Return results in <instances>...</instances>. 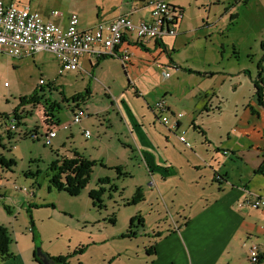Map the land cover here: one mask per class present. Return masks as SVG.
Instances as JSON below:
<instances>
[{
  "label": "rangeland",
  "instance_id": "374dc122",
  "mask_svg": "<svg viewBox=\"0 0 264 264\" xmlns=\"http://www.w3.org/2000/svg\"><path fill=\"white\" fill-rule=\"evenodd\" d=\"M2 1L18 8L27 7L39 14L55 12L64 17L75 12V3L81 2L83 8L77 11L80 29H86L96 20L95 4L91 1ZM164 1L184 12V31L180 34L184 33L186 37L184 41L178 42L171 54L176 66L192 72H205L206 68H210L212 73H218L225 69V73L217 77L215 82V88H218L222 78H228L231 72L237 71L238 64L245 65L253 61L255 65L260 58H264V0ZM125 2L133 3V0ZM109 5V2L105 3L106 7ZM167 59L166 56L165 61ZM262 65L264 67V63ZM160 66L164 71L168 65ZM57 69V60L48 53L33 59L0 58V114L7 115L13 121V114L17 112L20 118L16 122L17 129L22 134L30 133L37 127L38 135H44L42 119L38 117L40 111L43 112L42 106L37 112H33L29 106L19 107L20 99L29 98L35 91H40L37 89L40 80L54 83L55 87L51 89L47 85L43 87L42 95L60 106L55 116L61 120L70 119L69 111L77 106L70 101L63 102V97L69 100L84 93L89 80L93 88L90 98L80 104L88 115L81 128L90 134L89 140L82 136L79 127H73L66 133L56 130L57 138L52 141L51 148L45 147L42 139L13 136L8 141L2 136L0 158L13 161L14 166L10 171L0 166V196H3L0 197V226L10 232L8 254L12 256L8 260L0 257V264H39L34 258L38 252L50 259L70 256V263L71 259L75 261L73 254L80 248L85 249L84 261L88 264H125L124 254H145V250L156 243L155 239L160 234L165 235L168 227L175 225L174 221L179 224L182 218L188 217L190 209L188 206L185 208L183 203H186L184 199L189 192L173 190L174 185L170 186V182H167L166 192L162 189L163 194L158 193L154 187H148L153 179L138 152L130 145V137L117 117L116 109H111V103L119 101L120 94L124 93L130 82L119 65L110 64L106 68L110 95H105L101 86H97L90 76L68 73L58 77ZM150 69L135 82L143 92H146L144 88H148V91L153 89L150 97L136 100L138 98L134 96L131 87L129 93L124 95L125 101L130 107L133 106L138 116L139 111H142L141 117L153 120L157 131L162 129L159 124L162 114L155 111L157 120L154 119L147 105L153 109L162 98L171 106L175 103V108H172L176 115L184 117L201 101L199 98L204 96L201 93L214 83L187 74H179L178 79L175 72H170L171 78L164 79L163 72L160 73L154 67ZM261 84L264 88V84ZM228 98L232 101L235 99L231 95ZM238 99L240 95H237ZM70 133L73 140L68 136ZM73 150L88 161L120 166L122 174L127 175H116L107 167L104 170L98 166L93 169L87 187L77 197L57 192L49 184L48 168L56 159L65 156V151ZM106 178L112 187L98 185V180ZM100 187L104 188L101 195L96 201L90 200V193L99 194ZM137 192L144 195L145 201L138 202L135 207L132 206V200ZM3 206L10 208L11 215L4 211ZM135 217L137 219L132 228L135 236L125 239L130 220ZM113 220L115 224L111 225ZM138 220L142 221V226ZM109 239L112 241L101 242ZM48 264L53 263L48 260Z\"/></svg>",
  "mask_w": 264,
  "mask_h": 264
},
{
  "label": "crops",
  "instance_id": "0c3cea01",
  "mask_svg": "<svg viewBox=\"0 0 264 264\" xmlns=\"http://www.w3.org/2000/svg\"><path fill=\"white\" fill-rule=\"evenodd\" d=\"M87 1L94 2L97 14L95 22L86 29H80L81 24L78 19L77 11L83 8L81 2L75 3V12L68 13L65 17L58 14V17L53 18L51 17L53 12H44L41 15L45 21L52 22L62 30L67 27L69 17L75 15L78 19L79 31L91 30L98 24L107 26L120 16L130 18L133 24L150 19V9L145 4L147 0H133V3H127L125 0ZM108 2L110 5L106 7L105 3ZM164 2L182 13V19L175 25V37L163 36L158 41L147 42L139 46L131 41L134 40L132 36L129 42L124 40L116 50V57L99 59L94 54H89L80 59L79 71L69 72L90 76L97 86H101L105 95L106 93L110 95L111 88L106 83V68L110 64H117L126 78L130 79L129 86L126 87L124 93L128 94L129 88H133L132 92L139 101L141 98H149L154 92L153 89L148 91V88H144L146 92H143L135 85V82L139 81L145 73L147 74L151 67L160 73H165L164 79L171 78V73L175 72L178 79L179 74H187L214 82L205 92L201 93L204 96L199 98L201 101L193 106L192 112L184 117L181 115V119L176 118L178 115L173 110L175 103L172 108L171 103L166 104L161 98L157 103L165 102L164 111L156 110L157 103L153 109L147 105L154 119H156L155 111L162 114L161 118H170L168 127H164L159 118L160 128H162L160 131L154 127L153 120L140 116L142 111H139V116L136 114L133 106L130 107L125 101L124 93L120 94L119 101L115 100L116 102L111 103L112 111L116 109V115L130 137V145L138 152L149 176L153 179L148 187H154L158 193L163 194V190L166 192L167 182H170L168 183L170 186L174 185L173 190L189 192L184 199L186 203H183L185 208L188 206L190 209L187 218H182L179 224L174 221L175 225H170L165 235L160 234L155 239L156 243L149 247L151 249L149 254L145 250V254L130 253L124 254L123 257L127 264H132L134 261L135 264H250L249 248L253 245H264V209L253 210L245 204L254 198L264 199V106L259 105L256 96V87L259 88L262 86L261 82L264 83L262 65L264 58H260L255 65L253 61H248L245 65L238 64L237 71L231 72L228 78H222L218 88H215L217 77L223 75L225 69L218 73H212L210 68H206L205 72H192L176 66L171 59V54L174 53L178 42L184 41L186 37L184 33L180 34L184 31V12L177 6ZM145 9L148 10L145 11ZM100 50L99 46L93 48V52ZM40 54L43 53L28 58L33 59ZM124 54L130 56V61L125 68L120 60ZM166 56L168 62L165 61ZM2 57L5 56L0 58ZM166 63L168 66L163 71L160 64ZM59 69L58 63L57 70ZM65 74L68 73L59 75L58 72V77ZM40 82L44 81L40 80ZM44 83L55 87L52 82ZM41 88L43 89L39 86L37 89ZM91 89L93 88L89 80L85 88V91H88V98L91 96ZM80 94L84 95V93ZM229 95L235 99L230 100ZM237 95H240L238 100ZM192 99L191 97L190 100ZM262 101L264 103V90ZM39 108L33 112H37ZM77 110H82L85 117L79 125L70 126L73 113ZM69 113L70 119H57L58 125L54 127L43 123L44 114L41 110V115L38 117L39 120L42 119L43 133L45 134L47 130H60L66 133L73 127H79L81 134L87 132L81 128L83 121L88 118L86 111L79 105L76 108L72 107ZM174 125H176L175 129L172 128ZM63 127L68 129L65 130ZM34 132L38 134L37 127L30 133L19 132V134L27 136ZM68 136L73 140L71 133ZM74 153L80 155L75 150L65 151V156L62 158L72 159ZM56 158H58L57 155ZM96 163H98L96 167L99 166L104 170L107 167L108 170L114 172L119 169L122 176L127 175L122 174L120 166ZM102 180H107V184L101 187H112L107 178L98 180V185H101L99 181ZM101 187L99 189L104 190ZM141 196L144 202L145 197ZM0 197L3 198V196ZM132 206L137 207L138 205ZM130 232L132 233V229ZM111 241L112 239L101 242ZM75 257V261L71 259L70 264H88L84 261V254L75 255ZM111 261H114V257Z\"/></svg>",
  "mask_w": 264,
  "mask_h": 264
},
{
  "label": "built area",
  "instance_id": "2783aa9c",
  "mask_svg": "<svg viewBox=\"0 0 264 264\" xmlns=\"http://www.w3.org/2000/svg\"><path fill=\"white\" fill-rule=\"evenodd\" d=\"M146 6L150 9V19L133 24L131 19L120 16L111 24L104 26L96 25L93 29L79 31L78 19L75 15L69 17L67 27L62 30L52 22L45 21L41 14L31 11L27 7L18 8L12 3L0 0V57L10 59H23L38 53H49L53 55L60 66L59 75L80 70L79 61L82 57L94 54L97 58L116 57V50L125 41L131 40L136 45H143L151 41H158L163 36L175 37V25L182 19V13L172 8L162 0H147ZM51 17H58L52 13ZM100 47V51L93 52L94 47ZM122 65L127 67L130 56L124 54L120 57ZM163 77H166L164 73ZM46 84L40 82V87ZM156 110L164 111L165 102L161 101L155 105ZM85 117L82 110L73 113L70 126H77ZM177 119H181L178 115ZM164 127L169 126V119L161 118ZM10 122L11 134L19 135L18 129ZM176 125L172 126L175 129ZM67 130V127H63ZM32 140L42 139L45 147H51L56 138V131L47 130L41 136L31 133L27 135ZM82 136L90 139L88 132ZM251 209H264V199L254 198L246 202ZM250 264H264V245H253L248 250Z\"/></svg>",
  "mask_w": 264,
  "mask_h": 264
},
{
  "label": "trees",
  "instance_id": "16d2710c",
  "mask_svg": "<svg viewBox=\"0 0 264 264\" xmlns=\"http://www.w3.org/2000/svg\"><path fill=\"white\" fill-rule=\"evenodd\" d=\"M81 1H87V0H81ZM262 48L264 50V44L262 45ZM263 83V82H262ZM264 84V83H263ZM49 89H51L50 85H47ZM263 87H256V96L258 99V103L260 106H264V103L262 101L263 98ZM43 94V89L41 88L40 91H35L29 98H23L20 99V108L23 106H29L31 110H36L38 107L42 106L43 108V114H44V124H48L51 126H57L58 121L56 119L55 114H58L60 111V106L57 103L51 102L49 99H46ZM89 97L88 91L84 92V95L77 94L71 99L67 100L63 97V102L68 103L71 102L72 105L77 104L79 106ZM17 112L13 114L14 120L13 125L15 127H18V124L16 122H19L20 118L18 115H16ZM10 125V119L7 115L0 114V142L2 141V136L6 137L8 141L12 140L13 136H18L16 134H11L9 131ZM3 130V131H2ZM28 137V136H23ZM98 165L96 162H91L83 158L81 155H78L76 153L73 154L72 159H66L61 158L59 160H56L55 162L51 163L48 171H49V184L50 186L57 192H64L70 197H77L82 190H84L88 182L90 180V176L92 174L93 169ZM0 166L2 168H5L6 170H11V168L14 166L13 161H5L3 158H0ZM115 172L117 175H121L120 170L116 169ZM122 176V175H121ZM99 184L105 185L107 184V180L99 181ZM99 194L95 192H91L89 195L90 200L96 201L97 197L101 195L103 192L102 189H99ZM142 201V196L140 192H137L132 200V205H136L138 202ZM99 204L100 202L97 201ZM4 211L10 215V210L8 207L3 206ZM137 218L132 219L130 221V227L128 229V233L124 237L125 239H131L134 237V235L130 232L133 228V223L136 221ZM138 224L142 226V221L138 220ZM111 225H114V220L111 221ZM31 232V231H30ZM10 245V234L6 228L3 226H0V257L3 260L11 259L12 256L8 254V247ZM150 250H147V254L150 253ZM85 251L84 248L78 249L73 255H81ZM70 256L66 258H55L50 259L47 257V259L52 262L53 264H70L68 262V259Z\"/></svg>",
  "mask_w": 264,
  "mask_h": 264
},
{
  "label": "water",
  "instance_id": "95a60500",
  "mask_svg": "<svg viewBox=\"0 0 264 264\" xmlns=\"http://www.w3.org/2000/svg\"><path fill=\"white\" fill-rule=\"evenodd\" d=\"M34 258L36 259V261L39 264H48V259L46 258V256H44L43 254H41L40 252H38Z\"/></svg>",
  "mask_w": 264,
  "mask_h": 264
}]
</instances>
